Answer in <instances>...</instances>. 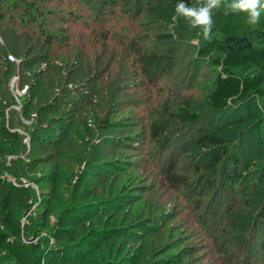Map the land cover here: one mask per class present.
<instances>
[{
    "label": "rangeland",
    "instance_id": "rangeland-1",
    "mask_svg": "<svg viewBox=\"0 0 264 264\" xmlns=\"http://www.w3.org/2000/svg\"><path fill=\"white\" fill-rule=\"evenodd\" d=\"M107 1L0 0V232L19 255L0 246V264H264V114L232 159L199 170L193 140L247 106L201 112L216 67L196 41L152 84L133 47L161 32L146 1ZM186 102L198 121L156 133Z\"/></svg>",
    "mask_w": 264,
    "mask_h": 264
},
{
    "label": "trees",
    "instance_id": "trees-1",
    "mask_svg": "<svg viewBox=\"0 0 264 264\" xmlns=\"http://www.w3.org/2000/svg\"><path fill=\"white\" fill-rule=\"evenodd\" d=\"M118 1L120 2H115L122 3L127 10L135 0ZM136 1L141 4L142 0ZM145 1L146 5H141L143 19H146L148 26L159 29L161 32L156 34L154 39L149 38L150 41L148 40L149 43L145 46L136 42L133 46L141 75L152 84H156L159 78L175 64L181 45L196 41L194 44L198 46V57L203 60H211L216 67V76L205 96V105L201 112L209 111L219 114L236 102H242L247 106L246 115L229 123L211 124L202 129L193 140L194 150L206 155V160L199 170H217L220 165L226 164V161L233 158L230 149L237 145L235 143L241 135L258 130L264 114L257 102L258 99L264 98V13L260 17L259 24L250 25L245 12L233 13L229 11L225 14L224 6L218 11L214 9L212 14L214 23L209 34L210 38L205 39L201 28H191L187 20L176 12L179 0ZM183 2L189 6L199 7L203 0H183ZM226 2H230V0H226ZM35 10L40 15L43 14L38 7H35ZM114 13L120 14L117 11ZM25 14L28 15L32 23H38L30 14ZM5 16V11H2L0 18L3 19ZM44 36L47 37L45 43H50L54 38L49 34H44ZM27 41L31 42V40ZM36 42L37 44L41 43L39 38ZM25 50L26 45L23 44L20 47V52H25ZM2 73L3 71L0 69V74ZM1 88L3 89L2 86ZM186 104L188 105L182 107L177 113L168 111L170 119L163 125L155 123V132L159 133L162 129L161 126L167 127L172 121L197 122L199 113L196 110L189 111L191 107L188 102ZM2 108L3 105L0 103V112H3ZM234 159L235 166H238L240 159ZM262 172L264 173V168ZM233 176L234 179L240 177L236 169L233 170ZM260 195L264 196V191ZM1 206L3 223L12 233L20 235L22 227L14 221L7 197L2 200ZM241 220L245 221V218ZM102 235L101 233L100 236ZM7 237L6 232H0V246L18 257L17 252L5 243ZM50 260H54L53 264L56 259ZM45 264L51 263L48 261ZM95 264L105 263L102 261Z\"/></svg>",
    "mask_w": 264,
    "mask_h": 264
},
{
    "label": "clouds",
    "instance_id": "clouds-1",
    "mask_svg": "<svg viewBox=\"0 0 264 264\" xmlns=\"http://www.w3.org/2000/svg\"><path fill=\"white\" fill-rule=\"evenodd\" d=\"M225 7V14L229 11L245 12L248 16L250 25H257L260 22V17L264 13V0H203L199 7L189 6L179 0L176 5V12L183 16L191 28H201L205 39H209L210 32L213 26L212 14L213 10H220Z\"/></svg>",
    "mask_w": 264,
    "mask_h": 264
}]
</instances>
